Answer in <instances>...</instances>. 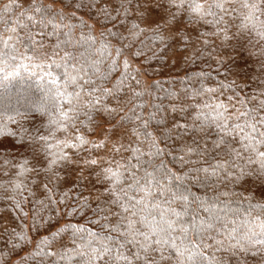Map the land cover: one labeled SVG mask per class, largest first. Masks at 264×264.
<instances>
[{
  "label": "snow or ice",
  "instance_id": "snow-or-ice-1",
  "mask_svg": "<svg viewBox=\"0 0 264 264\" xmlns=\"http://www.w3.org/2000/svg\"><path fill=\"white\" fill-rule=\"evenodd\" d=\"M0 85V264H264V0H0Z\"/></svg>",
  "mask_w": 264,
  "mask_h": 264
},
{
  "label": "trees",
  "instance_id": "trees-1",
  "mask_svg": "<svg viewBox=\"0 0 264 264\" xmlns=\"http://www.w3.org/2000/svg\"><path fill=\"white\" fill-rule=\"evenodd\" d=\"M70 2V0H68ZM56 7H61V5L57 4ZM231 51V49H229ZM243 55H247L246 52L242 53ZM206 70H210L207 68V65H202ZM252 65L250 64L249 67ZM215 75V73H213ZM167 78V77H163ZM8 95L10 97V105L11 111L9 115H13L17 120H20L25 126H32L39 124L41 117L39 114L35 115H27V117L18 115L17 113H31L34 111L35 105H38L41 102L39 91L33 86L32 88H28L27 85H16L14 87L8 88ZM4 102V86L0 85V107L3 106ZM35 102V104H34ZM0 120H7V116L4 115L3 112H0ZM14 127V126H13ZM5 211V208L2 204H0V212ZM83 223V221H80ZM63 223V221H61Z\"/></svg>",
  "mask_w": 264,
  "mask_h": 264
}]
</instances>
